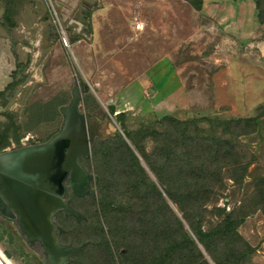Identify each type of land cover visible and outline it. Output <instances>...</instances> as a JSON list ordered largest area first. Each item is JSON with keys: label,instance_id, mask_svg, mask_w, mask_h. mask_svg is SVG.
I'll list each match as a JSON object with an SVG mask.
<instances>
[{"label": "rangeland", "instance_id": "rangeland-1", "mask_svg": "<svg viewBox=\"0 0 264 264\" xmlns=\"http://www.w3.org/2000/svg\"><path fill=\"white\" fill-rule=\"evenodd\" d=\"M255 2L202 0L195 11L185 0H0V91L11 85L0 113L12 115L19 141L43 143L59 130L60 108L77 85L93 142L79 163L93 177L94 196L100 148L117 134L128 145L121 134L127 131L148 155L161 118L197 121L193 132L230 142L231 160L248 164L238 183L223 174L199 223L209 232L231 215L245 252L237 264H264V20ZM240 118H255L256 130L233 138L227 127L206 122ZM86 197L68 188L64 200L71 207ZM0 253L9 264H48L41 245L1 211ZM224 256V264H236Z\"/></svg>", "mask_w": 264, "mask_h": 264}, {"label": "trees", "instance_id": "trees-1", "mask_svg": "<svg viewBox=\"0 0 264 264\" xmlns=\"http://www.w3.org/2000/svg\"><path fill=\"white\" fill-rule=\"evenodd\" d=\"M185 1L195 11L201 10L202 0ZM262 1L255 2L260 22L264 20ZM10 89L11 85L0 91V99ZM37 112L35 117L40 116ZM109 112L113 114L111 108ZM0 115L6 117V123L0 124L4 127L0 141L7 139L8 132L19 141L12 115ZM206 122L227 127L233 138L257 128L255 118ZM157 124L159 130L151 132L154 149L148 155L123 130L128 145L142 159L155 183L117 134L100 148L96 195L83 200L75 198L76 203L71 205L85 221L75 224L72 218H57L66 232L63 242L85 244L84 251L73 256L71 264H224V250L236 264L242 260L245 252L238 250L237 221L231 215L209 232L202 229L198 217L203 206L221 189L223 174L238 183L246 176L248 164L231 160L230 142L193 132L197 121L163 117ZM123 197L129 199L123 202ZM261 203L264 214V200Z\"/></svg>", "mask_w": 264, "mask_h": 264}, {"label": "water", "instance_id": "water-1", "mask_svg": "<svg viewBox=\"0 0 264 264\" xmlns=\"http://www.w3.org/2000/svg\"><path fill=\"white\" fill-rule=\"evenodd\" d=\"M79 100V88L75 85L69 104L60 108L61 126L47 141L0 154V198L7 203L0 211L15 220L28 242L41 245L48 264H69L70 257L85 248L61 245L62 230L53 221L58 212L73 217L77 223L84 219L64 200L68 188L78 198L94 196L90 187L93 177L79 163L81 158L89 159L93 148L91 134L87 132L90 121L79 111ZM0 264H4L1 259Z\"/></svg>", "mask_w": 264, "mask_h": 264}, {"label": "flooded vegetation", "instance_id": "flooded-vegetation-1", "mask_svg": "<svg viewBox=\"0 0 264 264\" xmlns=\"http://www.w3.org/2000/svg\"><path fill=\"white\" fill-rule=\"evenodd\" d=\"M3 129H4V127H0V131H2ZM14 138H15L14 135L11 132H8L7 139L4 140V141H0V154L6 153V152H11V151H14V150H17V149H21V148H24V147H27V146L37 145V144L30 143L26 139H25L26 142H22L21 140L20 141H16ZM38 144H41V143H38ZM60 215H63V213H57L56 216L53 218L54 223L62 230L61 237H60V243L62 245L63 244L64 245H73L71 243H65V242H63L61 240L63 238V236L65 235L66 232L63 230V228L56 221L57 218ZM78 224H80V223H78ZM81 245H84L85 246V244H81ZM71 262H72V258L70 259V263L69 264H71Z\"/></svg>", "mask_w": 264, "mask_h": 264}, {"label": "bare ground", "instance_id": "bare-ground-1", "mask_svg": "<svg viewBox=\"0 0 264 264\" xmlns=\"http://www.w3.org/2000/svg\"><path fill=\"white\" fill-rule=\"evenodd\" d=\"M0 204L3 205V208H5L7 206V203L4 202V199L3 198H0ZM0 259L4 262V264H9V262L7 261V259L1 253H0Z\"/></svg>", "mask_w": 264, "mask_h": 264}, {"label": "built area", "instance_id": "built-area-1", "mask_svg": "<svg viewBox=\"0 0 264 264\" xmlns=\"http://www.w3.org/2000/svg\"><path fill=\"white\" fill-rule=\"evenodd\" d=\"M135 28H136V29H142V25H141V24H138V23H136V25H135Z\"/></svg>", "mask_w": 264, "mask_h": 264}, {"label": "crops", "instance_id": "crops-1", "mask_svg": "<svg viewBox=\"0 0 264 264\" xmlns=\"http://www.w3.org/2000/svg\"><path fill=\"white\" fill-rule=\"evenodd\" d=\"M161 61H157V63L153 64V68H154V65H160ZM161 67V66H160ZM159 67V68H160Z\"/></svg>", "mask_w": 264, "mask_h": 264}]
</instances>
